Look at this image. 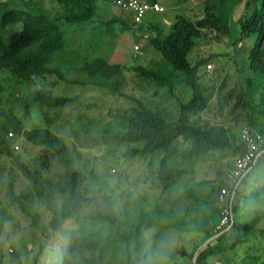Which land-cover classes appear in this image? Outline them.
I'll return each mask as SVG.
<instances>
[{"label":"rangeland","instance_id":"obj_1","mask_svg":"<svg viewBox=\"0 0 264 264\" xmlns=\"http://www.w3.org/2000/svg\"><path fill=\"white\" fill-rule=\"evenodd\" d=\"M29 1L37 2L53 16L64 12L57 0H0V37L8 36L21 28V23L3 27L2 14L12 8L28 9L23 2ZM159 2L166 10H148L142 28L160 24L161 30L158 32L165 35L171 30V25L164 23L166 18L174 22L179 15L193 19L203 13L204 0ZM98 3L99 11L91 22L62 23L73 69L71 65H67V60L60 67L70 78H79L75 66L84 58L103 56L112 62H118L124 67L126 82L119 92L93 84L67 83L57 74H48L36 81H19L11 72L5 73L7 83L0 109V130L7 139L10 152L0 148V264H34V256L41 245L50 247V244H56L59 250L46 252L41 256L40 264H66L60 252L63 246L68 248L69 257L81 264L85 258L95 259L99 263L125 264L126 241L119 239V233L127 227L134 229L143 211L151 221V227L146 228L140 240L133 242V264H189L191 257L179 252V248L184 246L191 252L198 247L193 258L196 259L199 251L216 238L210 236L205 240L209 234L205 228L213 229L219 220L217 183L221 179H224V184L228 182L237 154L233 151L215 150L202 156L194 169L189 164V173L162 194L161 186L156 181L162 150L145 156H133L126 154V150L142 146V142L119 143L105 140L108 134L127 129L125 116L139 99L152 108L165 109L170 121L179 116L180 104L166 87H158L151 81L140 78L133 70L138 65L165 64L161 52L149 42L150 35L155 34V31L132 26L133 22L130 23L131 28L124 30V25L118 22L114 24V34H103L107 28L101 25L102 22L115 14L111 9L116 13H121L122 10L113 5L112 0H99ZM258 3L260 0H250V11ZM244 4L242 2L235 9L229 36H221L216 31L207 29L188 56L192 64L209 57V62L213 63V68L206 69L205 65L200 67L201 89L204 94L209 95L210 102L203 112L193 116V120L202 125L210 123L228 127L234 145L240 143L239 130L243 125H250L259 132L264 130V114L251 113L248 107L237 101L240 85L248 77L254 78L258 104L259 95L264 93L263 75L249 66L248 56L254 38L247 37L234 43L238 35L236 20ZM123 17H128L127 12ZM135 44L142 45L143 54L139 57L134 56ZM224 80H227V87L221 90ZM178 87V91L182 92V99L189 100L191 88L184 81ZM40 88L50 89L56 95L75 97V101L63 108L61 117L50 128L67 139L76 168L86 176L83 190L89 198L75 216L64 221L56 232L55 223L66 203V195L61 191L65 186V167L57 161L56 156H43L40 147L26 140L22 133L9 135L12 131L11 122L20 123L25 129L47 126L46 118L35 99V92ZM23 97L26 98L28 109L24 106ZM56 110L50 109L52 112ZM177 144L184 151L190 145V140L179 138ZM46 158L48 165H44ZM263 168L264 158L249 174L247 186H260L261 176H255ZM34 175L43 183L51 200L50 208L37 192ZM203 180L206 182L196 183ZM243 186L244 183L234 201L237 219L240 221L245 220L246 211L250 209L246 199L241 196ZM188 188L196 189L201 201L184 199L181 194ZM200 202L208 212L186 217L190 230L161 226L163 220L170 222L166 216L170 215L168 211L193 207ZM158 206L165 215L154 214L155 207ZM182 209L180 212L185 213ZM34 217L38 219L40 227L35 224ZM250 218L255 232L247 237L249 242L241 244L237 251L231 250L208 257L207 263L238 261L242 258L244 249L251 245L257 253L264 250V244H256L259 241L264 243L262 236L256 238L259 230L264 227V193L255 203ZM57 239H61V242H57Z\"/></svg>","mask_w":264,"mask_h":264},{"label":"trees","instance_id":"obj_2","mask_svg":"<svg viewBox=\"0 0 264 264\" xmlns=\"http://www.w3.org/2000/svg\"><path fill=\"white\" fill-rule=\"evenodd\" d=\"M57 1L64 8V12L55 14L54 16L47 12L45 8L39 6L37 2L33 1L23 2V5L29 7L28 9L24 7L12 8L2 14L1 25L3 27L13 23H21V28L12 31L8 36L0 37V109L4 102L6 90V72H11L19 81H36L48 74H57L60 79L67 83L93 84L117 92L126 83L123 75V65L118 62H112L103 56L82 59L81 63L75 66L76 71L79 73V78H70L61 71L60 65L66 60L69 62L67 65L69 67L71 65V69H73L71 59L68 57L70 51H68V40L62 23L91 22L97 15L100 6L99 0ZM148 1L153 2L157 0ZM242 2L245 4L236 20L238 35L234 43L247 37L254 38V43L248 56L249 66L261 72L264 78V0H260V3L255 5L252 11H250V0H204L203 13L201 15L193 19L179 15L171 24V30L165 35L158 32V25L150 26L151 30L155 31V34L150 35L149 42L161 52L165 64L159 66L138 65L133 67V70L140 78L149 80L158 87H166L170 95L176 97L179 101V116L176 120L170 121L169 119L171 118L165 109L160 107L152 108L140 99H137V104L125 116L127 129L108 134L105 140H113L119 143L142 142V146L126 150V154L133 156H145L162 150L159 169L156 173V181L161 186L162 194L167 192L189 173V164L193 165L192 169H194L202 156L215 150L233 151L237 155L243 152L241 140L239 139V144L234 145L228 127L210 123L202 125L193 120V116L203 112L210 102L209 95L204 94V91L201 89L200 73L202 65H205L207 69L210 57L201 58L196 64H192L188 57L190 51L196 45L198 38L205 30H214L221 36L230 35L235 9ZM127 15L128 17L112 15L110 19L103 21L101 25L107 28L103 34L111 32L114 34V24L118 22L124 25V30L125 28H131L132 13H128ZM183 81L191 88L192 92L190 99L187 101L182 99V92L178 91V85ZM253 82L254 78L248 77L245 83H241L237 101L248 107L251 113L258 112L264 114V93L259 95L260 103L258 104L255 96L257 89L254 87ZM225 87H227V80L223 81L220 89L223 90ZM35 99L46 118L47 126L25 129L20 123L14 124L11 122V128L13 132L22 133L26 140L39 146L43 156L46 157L48 154L56 156L57 161L65 167L66 180L65 186L61 191L66 195V203L65 209L55 223L54 230L56 232L59 226L68 218L75 216L76 212L89 199L83 190L86 176L76 168L74 158L68 149L67 139L56 134L50 128V125L61 117L63 108L68 103L75 101V97L56 95L50 89L40 88L35 92ZM23 101H26L25 97H23ZM24 106L28 109L27 102H25ZM52 108L57 110L52 112L50 111ZM261 132H264V130ZM179 138L190 140V145L184 151H181L177 144ZM0 148L10 152L7 139L1 133V130ZM263 158L264 154L241 179L235 189L231 224L223 228H217L222 217L219 206V220L217 224L213 229L205 228L209 231L205 240L210 236H215L214 242L202 248L196 259L193 258L198 247L191 252H188L184 246L178 249L179 252L185 255L188 254L191 257L189 264H209L207 263L208 257L223 254L231 250L237 251L241 244L249 242L247 237L251 234L253 235L255 232L250 214L255 209V203L260 200L262 193H264V170L255 176H261L262 181L259 187L247 186L249 181L246 179ZM48 162L46 158L44 165H48ZM33 179L39 196L50 208L51 200L45 192L43 183L37 179L36 175L33 176ZM204 182L206 181H197L196 183L200 184ZM222 182H225L224 179H221L217 183L216 188L218 193L225 185ZM243 183L245 186L242 188L241 196L246 199V203L250 209L246 211L245 220L240 221L237 219L234 201ZM233 190L234 188H232V192ZM181 196L184 199L191 198L201 201L200 195L193 188L186 189ZM216 202L219 203L217 198ZM204 207L202 202H200L199 205L197 203L193 207L186 206L180 207L175 211H168L170 215H167L158 206L155 207L154 214H166L168 217L167 220L170 222L167 223L163 220V225H161L163 228L171 226L177 229L190 230L191 227L186 217L208 212ZM181 209L185 213H181ZM26 211L29 212L28 210ZM146 215L143 211L137 224L133 227L134 229L131 230L127 227L123 232L119 233V239L126 241L124 249L126 256L125 264H133L135 254V244L133 242L140 240L146 228L151 227V221ZM34 222L40 227L36 217H34ZM261 236L264 239V227L259 230L256 238H261ZM51 237L53 238V235ZM57 242L60 243L61 239H57ZM259 242L256 244H264L262 243L263 241ZM252 247L251 245L244 249L242 258L238 261L232 260L229 263L219 262L217 264H264V250L257 253V250ZM58 250L59 248L56 244H50V247L41 245L39 252L34 256V264H40L41 256L46 252L49 253L51 251L52 253ZM60 252L66 264H81L69 257L66 246H63ZM82 264L110 263H99L95 259L85 258ZM213 264H216V262Z\"/></svg>","mask_w":264,"mask_h":264},{"label":"built area","instance_id":"obj_3","mask_svg":"<svg viewBox=\"0 0 264 264\" xmlns=\"http://www.w3.org/2000/svg\"><path fill=\"white\" fill-rule=\"evenodd\" d=\"M112 4L122 11L132 13V26L141 24L148 10L160 12L166 10V7L159 1L112 0ZM141 46L140 44L134 45L135 57H139L143 54ZM207 68H213V63L209 62ZM9 135L14 136L15 132H9ZM239 137L243 144V152L235 156L233 171L229 175L228 182L221 188L217 196L222 215L217 228H223L231 224V219L233 218L232 203L235 189L241 179L264 154V132L256 131L249 125H243L239 130ZM17 147L18 146H16V148ZM232 188H234L233 192Z\"/></svg>","mask_w":264,"mask_h":264},{"label":"crops","instance_id":"obj_4","mask_svg":"<svg viewBox=\"0 0 264 264\" xmlns=\"http://www.w3.org/2000/svg\"><path fill=\"white\" fill-rule=\"evenodd\" d=\"M157 1H159V0H157ZM192 0H187V2H191ZM103 7V6H102ZM111 12H113V13H115V14H113V15H123L124 13H126V11H121V13H116L113 9H111ZM129 12H127V14H128ZM144 19H145V16H144ZM143 19V22L141 23V24H139V25H137V26H141V29L142 30H144V28H142V26H143V24H144V22H145V20ZM131 23V22H130ZM165 24H172L173 22L170 20V19H168V18H166L165 19V22H164ZM151 25H153V24H151ZM151 25H149V26H147V28H145L146 30L148 29V28H150L151 29ZM154 25H158V29H160V27L159 26H161L160 24H154ZM162 26H164V25H162ZM145 30V31H146ZM161 30V29H160Z\"/></svg>","mask_w":264,"mask_h":264}]
</instances>
